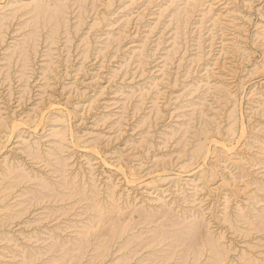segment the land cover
I'll return each instance as SVG.
<instances>
[{"label": "rangeland", "instance_id": "374dc122", "mask_svg": "<svg viewBox=\"0 0 264 264\" xmlns=\"http://www.w3.org/2000/svg\"><path fill=\"white\" fill-rule=\"evenodd\" d=\"M0 264H264V0H0Z\"/></svg>", "mask_w": 264, "mask_h": 264}]
</instances>
